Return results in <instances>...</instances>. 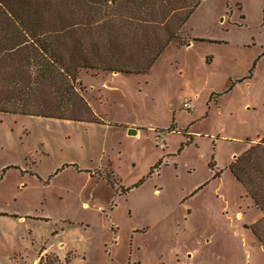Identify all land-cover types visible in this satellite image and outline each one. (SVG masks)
<instances>
[{
    "label": "rangeland",
    "instance_id": "374dc122",
    "mask_svg": "<svg viewBox=\"0 0 264 264\" xmlns=\"http://www.w3.org/2000/svg\"><path fill=\"white\" fill-rule=\"evenodd\" d=\"M124 31L112 59L141 68L140 33ZM78 80L104 122L0 112V264L45 247L72 264H264L260 211L229 168L264 133V0H203L147 72Z\"/></svg>",
    "mask_w": 264,
    "mask_h": 264
},
{
    "label": "trees",
    "instance_id": "16d2710c",
    "mask_svg": "<svg viewBox=\"0 0 264 264\" xmlns=\"http://www.w3.org/2000/svg\"><path fill=\"white\" fill-rule=\"evenodd\" d=\"M33 1L0 0V112L102 123L79 87L81 69L147 72L203 0H87L91 9L106 4L115 14L86 20L51 12L46 0ZM125 29L140 33L145 45L141 68L112 59L117 52L109 42ZM229 168L262 212L250 227L264 246V135ZM45 250L35 264H72L71 257Z\"/></svg>",
    "mask_w": 264,
    "mask_h": 264
},
{
    "label": "crops",
    "instance_id": "0c3cea01",
    "mask_svg": "<svg viewBox=\"0 0 264 264\" xmlns=\"http://www.w3.org/2000/svg\"><path fill=\"white\" fill-rule=\"evenodd\" d=\"M140 130L138 129V131L137 132H139ZM264 135V133L262 134V135H260V136H258V137H256L255 139H253V141H251L252 143L253 142H256V141H258L262 136ZM251 145V143H248V147ZM245 191H246V189H245ZM252 199V198H251ZM252 202L254 203V201H253V199H252ZM255 205V204H254ZM256 206V205H255ZM258 209V208H257ZM259 211H260V217L262 216V212H261V210L259 209ZM62 255V254H61ZM66 256V255H65ZM64 256V257H65ZM60 257H62V256H60ZM64 257H62V258H64Z\"/></svg>",
    "mask_w": 264,
    "mask_h": 264
},
{
    "label": "built area",
    "instance_id": "2783aa9c",
    "mask_svg": "<svg viewBox=\"0 0 264 264\" xmlns=\"http://www.w3.org/2000/svg\"><path fill=\"white\" fill-rule=\"evenodd\" d=\"M184 106H185L187 109L192 108V105H191L190 101H185V102H184Z\"/></svg>",
    "mask_w": 264,
    "mask_h": 264
},
{
    "label": "water",
    "instance_id": "95a60500",
    "mask_svg": "<svg viewBox=\"0 0 264 264\" xmlns=\"http://www.w3.org/2000/svg\"><path fill=\"white\" fill-rule=\"evenodd\" d=\"M138 131V128H130L129 133H136Z\"/></svg>",
    "mask_w": 264,
    "mask_h": 264
}]
</instances>
